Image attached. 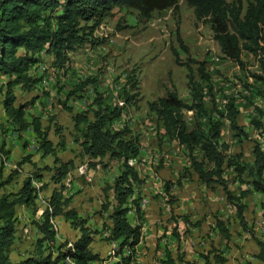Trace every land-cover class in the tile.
Instances as JSON below:
<instances>
[{
  "label": "trees",
  "instance_id": "trees-1",
  "mask_svg": "<svg viewBox=\"0 0 264 264\" xmlns=\"http://www.w3.org/2000/svg\"><path fill=\"white\" fill-rule=\"evenodd\" d=\"M185 1L194 9L198 21L210 25L214 40L226 59L245 69V52L256 57L262 55L264 0H250L246 8L243 0H235L233 3H228L227 0ZM123 7L138 11L139 22L145 23L152 19L155 12H177L180 0H0V93H4L6 97L5 111L19 130L33 129L40 140L43 156L55 155L52 179L55 184L60 185L52 192L50 209L45 211L41 219L35 221L40 236L36 252L21 260L12 258L19 230L18 209L25 206L36 212L34 205L38 199L37 189L29 178L17 193L0 195V264H63L68 260L74 264H96L102 259L101 255L93 251L92 244L96 235L106 233V240L118 243L116 252L122 256L120 264L134 263L136 248L142 241L144 227L140 205L142 196L140 199L135 198L136 187L142 185L135 165V160L140 157V140L131 136L129 127L123 130H114L111 127L114 121L122 116L124 108L119 105L111 106L103 95L99 94L91 102L92 107L97 106L96 109L91 107V112L72 113L75 128L82 134L81 145L89 163L99 161L104 164L109 159L121 162L119 174L112 185L108 186L114 199L103 209L109 210L113 205L108 216L110 224L105 223L102 230L98 231L88 227L87 219L79 217L75 210H68L72 197L66 198L62 194L64 181L74 169V163L59 160L54 144L49 140L50 128L43 127L39 118L34 117L31 123L27 121L26 112L34 103L15 106L16 87L31 91L40 81V78L31 74V70L38 65L41 52L52 54L56 65L65 66L70 61L71 52L87 43H95V32L102 20L115 8ZM179 33L177 31V41L180 49L188 56L187 61L180 59L179 50L173 49V53L177 64L187 68L191 101H184L177 91L169 90L166 96L149 103V110L161 123L164 140L177 141L187 155L190 164L185 168L186 175L197 176L201 184H205L210 190H214L213 186L223 189L241 230L247 233L248 240L258 247L255 258L264 264V240L258 237L255 225H252L249 219L251 197L254 192L264 194V148L256 143L252 163L247 162L242 154L228 153L231 146L223 139L224 120L229 122L234 139L241 141L243 137H249L239 120L241 112L237 101L230 97L224 111L219 109L213 77L207 62L191 57L189 47L185 45ZM252 76L257 80H264L255 74ZM3 78H7V81L1 82ZM92 82L95 80L88 79L77 85L75 90H83ZM136 85V81L131 82L132 89ZM72 95L73 92L69 94ZM125 95V104H130L134 96H129L127 89ZM207 97L210 105L206 102ZM70 110L73 111L72 108ZM255 111L264 116V111L259 107L255 106ZM186 112L194 113L192 128L186 122ZM260 119L257 118L254 122L257 129L264 127ZM58 146H65L62 136H59ZM228 169L235 172V178L241 184L238 195L230 188L231 182L225 175ZM32 176L41 180L40 169L37 168ZM183 177L185 178V174L178 180V186H182ZM13 179L11 176L1 186L11 183ZM166 191H170L169 184H166ZM131 200L134 201V206L130 205ZM133 210L138 216L137 225L132 224L128 218ZM59 216H63L79 231L78 239L70 242V248H67L69 242L60 247L61 243L57 240L59 230L52 219ZM176 223L172 235L180 239L182 233L177 231L178 228L183 225L184 234L187 235V227L191 221L181 219ZM195 226H200V223ZM215 228L230 248L233 233L229 221L217 218ZM57 247L60 251L57 257H54V252L49 249ZM218 251L220 250L215 249L205 255V264H227L229 259ZM179 263L197 264L194 261H186L184 256L176 257L166 247L159 264Z\"/></svg>",
  "mask_w": 264,
  "mask_h": 264
},
{
  "label": "rangeland",
  "instance_id": "rangeland-1",
  "mask_svg": "<svg viewBox=\"0 0 264 264\" xmlns=\"http://www.w3.org/2000/svg\"><path fill=\"white\" fill-rule=\"evenodd\" d=\"M234 1L227 0L228 3ZM243 1L246 8L250 0ZM138 16L139 13L135 9L115 8L97 28L94 36L95 43H87L71 52L70 61L65 66L56 65L52 54L41 52L38 65L31 70V74L35 78H40V81L31 91L17 86L15 106L34 103L26 112L27 121L31 123L34 117L39 118L43 127L50 128L49 140L54 144L59 160L74 163V169L69 172L64 181L62 194L68 198L83 191L82 188L88 183L86 175L82 174L85 172L81 166L86 165L85 169H87L88 163L90 165L88 171L90 172L91 168L94 173V186L99 194L92 200L101 207L105 202H103V195L100 194L104 186L98 187L96 180L101 183L104 176L99 174L100 168L96 167L98 163H89V159L84 155L81 145L82 134L75 128L72 113L91 112L92 109H96L97 106L92 107L91 102L99 94L103 95L105 101L111 106L119 105L118 103L122 101L121 107L124 108V112L111 127L114 130L129 127L131 136L141 141L149 156L155 154L160 156L157 161L146 164L147 168L141 169L142 185L136 187L135 198L140 199L142 196L144 200L143 197H146L150 200V206L153 209V215L148 213L151 217L146 216L145 213L142 215V222L149 224L148 230L151 225L156 227V236L163 235L160 238L164 241L162 245L170 244L169 239L173 237L172 231L176 228L177 220L189 219L191 223L187 227L188 234H184L182 226L177 231L184 237L182 239L184 245L181 249L184 255L192 258V261L205 264L204 256L218 249L220 250L218 253L229 259L227 264L249 262L262 264L255 258L253 247L248 243L249 236L240 229L234 210L228 204L223 189L220 186H213L214 190H210L205 184H201L195 175H186L185 168L189 161L187 166L183 162L188 160L187 155L183 149H180L177 141L164 140V129L157 116L149 110V103L166 96L169 90L177 91L184 101H191L187 68L177 64L173 53V49L179 50L180 59L183 62L187 61L188 56L180 49L177 41V31H179L185 45L189 47L191 57L197 61L207 62L208 70L213 77L219 109L224 111L230 97L236 99L241 112L239 120L249 137H243L241 141L234 139L229 122L224 120L223 139L231 146L228 152L230 155L242 154L244 159L251 163L256 143L264 148V127L257 129L254 125L257 118H262L261 123H264V116L258 115L255 111V106L264 111V80L260 81L252 76L255 74L264 78V52L260 57L245 52L243 54L245 69L226 59L214 40L210 25L207 22L198 21L194 9L189 7L185 0H180V8L177 12L172 10L155 12L149 22H139ZM88 79L95 82L88 84L83 90H75L77 85ZM3 81H7V78H3L1 82ZM134 81L137 85L132 89L131 82ZM126 89L130 93L129 96H134L133 101L127 105L125 104ZM71 92L73 95L69 96ZM5 100V94L0 93V195L17 193L24 181L29 178L37 189L38 199L34 205L36 212L25 206L18 209L19 212L25 209L30 216V222L22 228L19 220L20 237L16 235V243L23 237L29 242L25 252V256H29L36 252L37 240L40 237L35 221L41 219L45 211L50 209L49 201L52 192L60 185L55 184L52 179L55 155L41 156L36 160L28 154L26 148L30 152L43 154L36 138H33L37 135L32 128L27 131L18 129L5 111ZM206 102L210 105L208 97ZM185 115L188 126L192 128L194 113L186 112ZM203 121L206 122V119ZM59 136L63 137L66 146H58ZM31 143L35 145L32 146ZM147 145H149L148 148ZM143 146L140 144V150ZM174 153L177 159L174 163L166 165L167 154L175 155ZM169 158L171 159V156ZM142 164L144 163L140 162L138 165L142 166ZM100 166L101 172L109 170L117 176L121 162L117 159H109ZM37 168L40 169L43 178L38 179L39 181L32 176ZM93 173L91 172L92 175ZM184 174L182 186H178V180ZM225 175L231 182V190L238 195L241 184L237 182L235 172L228 169ZM11 176L14 177L11 183L1 186ZM166 184L170 185L169 192L166 191ZM186 197L187 199L184 200L183 198ZM130 205L134 206V201L131 200ZM255 213L253 211L250 216L251 223L262 231L264 228H261L260 224H263V216ZM97 214H99L98 211L92 216L86 213L84 217L89 221ZM128 218L132 224L137 225L139 222L135 210L129 213ZM217 218L229 221L233 233L231 248L227 246L215 228ZM53 221L59 230L58 218ZM197 223H200V226H195ZM91 227L94 230H102L101 226L96 227L91 224ZM61 231L63 234V229ZM166 233H170L171 236H167ZM102 236L104 237L101 238ZM105 237L106 235H96V242L108 241ZM57 240L61 243L60 247L69 242L67 238L62 241L60 233ZM178 243L172 241V249L174 251L176 249V252L180 254L181 250L177 249ZM150 245L155 254L159 253L158 249L164 248L163 246L155 248L152 244ZM49 250L54 252V257H57L60 251L58 247ZM245 252L247 254H243ZM20 253L23 254L24 251ZM142 253L137 257L144 258ZM108 256L114 257L115 254L111 252ZM158 256L161 257L160 254ZM240 256L244 260L238 261ZM140 264L146 263L141 259Z\"/></svg>",
  "mask_w": 264,
  "mask_h": 264
},
{
  "label": "crops",
  "instance_id": "crops-1",
  "mask_svg": "<svg viewBox=\"0 0 264 264\" xmlns=\"http://www.w3.org/2000/svg\"><path fill=\"white\" fill-rule=\"evenodd\" d=\"M260 120L263 122L262 118ZM32 131H33V129H32ZM34 134H35V132H34ZM154 135H155V133H154ZM34 137L36 138V142L38 143V146H40L39 145L40 144V140H39L38 136L36 137L34 135L33 138ZM148 138H150V136ZM166 141H167V139H166ZM14 144H16V143L14 142ZM140 144L143 146L142 143H140ZM31 145L33 146L35 144L31 143ZM148 146L149 145H147V148H148ZM168 146H169V144L167 143L166 147L168 148ZM178 146L180 147L179 143H178ZM145 149L146 148L143 146V149L140 150V157L137 160H135V165L137 167L139 175H140V171H141L142 167H146V158H145V156H141V155H145ZM180 149H182V148L180 147ZM26 150H27L29 155L31 154L33 156V159L37 160V159H40L41 156H43V154L30 152L28 148H26ZM146 151H147V149H146ZM149 151H151V150H149ZM170 156H171V159L169 158ZM57 157H59V156H57ZM166 158H167V160L165 162L166 165L169 164V163H174V160L177 159L176 154L175 155L167 154ZM188 161L189 160H187L186 162L184 161L183 163L184 164L186 163V166H187V162ZM54 162H55V158H54ZM138 162L139 163L143 162L144 164H142V166H141V165H138L139 164ZM250 162L251 163L253 162V158H252V161H250ZM97 163L98 164H97L96 167L100 168V169H98V171L100 172L99 173L100 175L104 176V180L101 183L98 180H96V181H97L98 187L99 186H101V187L104 186L103 190L100 191L101 192L100 194L103 195V197H102L103 198V202L104 201L105 202L102 203L101 207H99V205L96 204V202L94 203V201L92 200L93 197H98L99 194L97 193V191L95 189V186H94V173H93L91 168H90V172L88 171V166L90 167V165L87 163V169H85L86 165H82L81 167L83 168V172H85V173H82V174L86 175V179H87V183L88 184H86V186L84 188H82L83 191L80 194H77L76 196L75 195H72V196L68 195V196L72 197V200L70 201V205H69L68 210L69 209L75 210L78 213L79 217H81L83 219H86L84 217V215L86 213H89L92 216L93 214H95L98 211L99 214H97L96 217H93V218L89 219V221L87 220V226L91 227V224H93V226H96V227L101 226V228H103L105 223L110 224V220L108 219V216H109V211L112 210L113 205L110 207L109 210H105L104 211L103 209H104V206H106V204H108V202H112L113 199H114L113 192H110V190L108 189V186L112 185V183L114 182V180L116 178L115 177L116 175L113 174L111 171L109 172V170H104V172H101L102 171L101 166H100L101 163L99 161H97ZM189 164H190V162L188 163V166H189ZM54 166H55V164H54ZM91 172L93 173V175L91 174ZM90 174H91V177H90ZM197 179H198V177H197ZM183 199L186 200L187 197L183 198ZM250 202H251V205H250V210H249V219L251 220L250 216H252L253 211H255L256 212L255 214L263 216L262 217L263 224L261 225L260 222H259V224H260L261 228H264V194L254 192L253 196L250 199ZM98 203H99V201H98ZM140 205H141V210L143 211V214L145 213L146 216H149V217H151V215H153L152 206L149 205L150 207L148 206V208L146 209L145 200H142L140 202ZM148 213H150L151 215H148ZM17 216H18V218H19V220L21 222V228L25 224L28 225V223L30 222L29 221V219H30L29 213L25 209L22 210L21 212L18 211ZM58 224H59V231H60L59 233H60V237H61L62 241L64 240V238H67L69 240V243H70V242H73V241L78 239L79 231L74 229V227L71 225V223L69 221H67L63 216H59L58 217ZM143 224H144V227H143V238H142L141 243L136 248V255H135V260H134L133 264H140L141 263V259H143L146 264H148L150 261H152L151 264H159V261L164 256V250H165L166 247H168L174 253V255L176 257L184 256L186 261H191L192 262V258H190L189 256L184 255V253H183L184 251L181 249L182 246L184 245V242L182 241V239L184 238L183 236L180 239H177V238H175L172 235L173 237H170V239H169V243L170 242L171 243L170 244L164 243V245H162L164 241H161L160 238L163 235L156 236V234H157L156 233V227H153L151 225V228L148 230V226L147 225H149V224L147 222H146V224L145 223H143ZM64 225H66V226H64ZM182 227H183V225H182ZM91 228H93V227H91ZM62 229H63V234H62V231H61ZM240 229H241V227H240ZM255 229H256L258 237H260L261 239L264 240V230L260 231L258 229V226H256ZM106 234H104V235H106ZM166 234H167V236H171L170 233H166ZM17 235L20 237V233L19 232L17 233ZM146 235H147V237H146ZM103 237L104 236H102L101 238H103ZM97 239H99V238L97 237ZM97 239H96V236H95L94 242L92 244V249H93V251L95 253L101 255L102 261L97 262L96 264H114V263L120 264L122 256L118 255L117 252H116L117 249H118V247H117L118 243L116 244V243L110 242V241H102V242L97 243L96 242ZM149 240H150V243H149ZM172 241H175L177 243L179 242L177 244V249L181 250L180 254L176 252V249H175V251L172 249ZM248 241H249L248 243L253 247L254 255H256L257 252H258L257 245L254 244L251 240H248ZM17 242L18 243H16L14 248H13L12 258L14 260H21L25 256L26 248H27L29 242L25 240V237H23V239H20ZM95 243H97V245ZM150 244H152L155 248H161L162 246L164 248H162V250L158 249L159 253L155 254L153 252L154 249L151 248ZM23 251H24L23 254L20 253V252H23ZM111 252H112V254H115L114 257H109L108 256V255H110ZM246 252L243 253V254H247ZM124 253H123V255H124ZM141 253L144 256V258H141V256L139 258L137 257L138 255H141ZM159 254L161 255V257L158 256ZM155 256H157V257H155ZM240 260H244V259H242V257L240 256L238 261H240ZM179 264H182V263H179Z\"/></svg>",
  "mask_w": 264,
  "mask_h": 264
},
{
  "label": "built area",
  "instance_id": "built-area-1",
  "mask_svg": "<svg viewBox=\"0 0 264 264\" xmlns=\"http://www.w3.org/2000/svg\"><path fill=\"white\" fill-rule=\"evenodd\" d=\"M121 102L122 101H120L118 104L121 106ZM152 130H153V128H151ZM141 156H145V158H146V164H150L151 163V161H157L158 160V158L160 157L159 155H157V154H155V155H152V156H149L148 154H147V151H146V149H145V155H141ZM154 159V160H153ZM146 167H147V165H146ZM142 168H145V167H142ZM143 199L145 200V204H146V208L150 205V200L149 199H147L146 197H143ZM59 243V242H58ZM67 248H70V243L68 244V246H67Z\"/></svg>",
  "mask_w": 264,
  "mask_h": 264
},
{
  "label": "bare ground",
  "instance_id": "bare-ground-1",
  "mask_svg": "<svg viewBox=\"0 0 264 264\" xmlns=\"http://www.w3.org/2000/svg\"><path fill=\"white\" fill-rule=\"evenodd\" d=\"M39 188V187H38ZM52 219V218H51ZM52 222L54 223L53 219ZM68 264H74L73 262H71L70 260H68Z\"/></svg>",
  "mask_w": 264,
  "mask_h": 264
},
{
  "label": "clouds",
  "instance_id": "clouds-1",
  "mask_svg": "<svg viewBox=\"0 0 264 264\" xmlns=\"http://www.w3.org/2000/svg\"><path fill=\"white\" fill-rule=\"evenodd\" d=\"M121 107V106H120Z\"/></svg>",
  "mask_w": 264,
  "mask_h": 264
}]
</instances>
